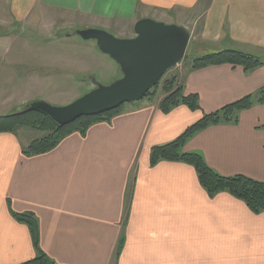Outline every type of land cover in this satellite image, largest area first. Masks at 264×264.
Here are the masks:
<instances>
[{
	"label": "crops",
	"instance_id": "0c3cea01",
	"mask_svg": "<svg viewBox=\"0 0 264 264\" xmlns=\"http://www.w3.org/2000/svg\"><path fill=\"white\" fill-rule=\"evenodd\" d=\"M45 18L120 39L133 38L135 24L152 19L185 27L187 50L195 38L205 52L241 51L264 63V0H0V28L33 30ZM9 36L0 33V57ZM194 59L174 76L185 95L197 94L199 111L178 106L163 114L158 105L164 94L157 91L152 99L127 104L109 123L93 124L84 137L71 134L32 157L21 153L29 143L20 139L23 130L0 133V264L35 255L27 226L11 217L8 204L14 213L34 215L40 247L56 264H264V212L253 214L228 193L210 198L190 165H149L151 148L176 139L203 113L264 86V65L250 72L230 65L192 71ZM26 64L0 62V117L19 113L28 100L64 106L80 97L74 84L77 73L85 72H77L74 63ZM24 66L33 70L14 71ZM55 76L64 86H55L60 91L54 98L31 88ZM69 80L72 86L65 87ZM238 118L237 124L198 133L183 152L200 153L220 176L264 183V105Z\"/></svg>",
	"mask_w": 264,
	"mask_h": 264
},
{
	"label": "trees",
	"instance_id": "16d2710c",
	"mask_svg": "<svg viewBox=\"0 0 264 264\" xmlns=\"http://www.w3.org/2000/svg\"><path fill=\"white\" fill-rule=\"evenodd\" d=\"M219 65L242 67L244 72H250L263 66L264 63L259 57L241 51L224 50L205 54L194 59L191 62L190 70L195 71ZM175 84V79L172 78L162 82L161 90L164 96L159 102V110L163 114H168L178 106H185L190 111H199L200 104L197 94L185 95L183 87ZM157 86L151 89L143 99L154 98ZM126 105L98 116L81 117L75 122L62 127L58 126L47 116L36 112L10 114L0 117V133L16 134L23 129L37 131L38 135L21 149V153L25 157L38 156L53 150L63 139L71 134L78 133L84 137L93 124L109 123L114 117L124 111ZM255 105H264V86L253 94L242 97L210 114L203 115L170 143L151 148L149 165L153 167L161 161L180 162L190 165L196 172L200 186L210 198L220 193H228L245 203L253 214L257 215L264 212V183L243 176H220L207 166L200 153L183 152L184 146L198 133L211 126L237 124L239 113L249 110ZM8 206L11 217L16 222L27 226L35 254L34 258L20 264H56L49 259L40 247L39 226L34 215L14 213L10 209V204ZM123 243L124 241L120 239L118 255Z\"/></svg>",
	"mask_w": 264,
	"mask_h": 264
},
{
	"label": "water",
	"instance_id": "95a60500",
	"mask_svg": "<svg viewBox=\"0 0 264 264\" xmlns=\"http://www.w3.org/2000/svg\"><path fill=\"white\" fill-rule=\"evenodd\" d=\"M133 38L120 39L101 29L70 32L83 41H93L98 51L119 68L120 77L109 85L93 81L94 88L64 106L42 100L28 103L19 113L36 112L58 126H66L81 117L98 116L124 104L141 101L162 77L183 58L190 38L183 26L141 19L134 26Z\"/></svg>",
	"mask_w": 264,
	"mask_h": 264
},
{
	"label": "rangeland",
	"instance_id": "374dc122",
	"mask_svg": "<svg viewBox=\"0 0 264 264\" xmlns=\"http://www.w3.org/2000/svg\"><path fill=\"white\" fill-rule=\"evenodd\" d=\"M65 22L67 21L60 22L58 20L53 21L51 18H45L44 20L40 21L39 27L33 30L29 28H21L20 25L17 26L14 24H11L6 28H0V33L6 32V35L10 34L6 46L7 51L5 52L4 56L0 57V62L1 60L10 62L22 60L24 63H27L26 65H29L30 62H42L46 63V65L56 64L61 66L63 63L70 61L71 63L75 64L77 72L83 71L85 72V75H88L86 77L87 84H82L81 82L86 79L84 78L85 75L81 72L77 73L76 84H74V87L76 89V93L80 94V97L90 92L94 88L93 81L100 83L101 85H109L114 80L118 79L120 77L119 76L117 78V76L119 75L118 66H116L108 58V56L101 54L96 48L95 50H92L90 43H93V45H95L94 42H82L81 39L77 36H74L73 38H66L65 36L68 32L90 28L71 26ZM53 23H55V27L52 26ZM196 29L197 24L195 23L194 32H196ZM195 40L196 39L194 38V42L191 43L188 50L186 48L187 51H185L182 60L176 66L167 71V73L162 77L160 84L156 88V91H158V95L162 92V82L168 81V79L170 78L175 79V85L180 86L178 80L174 75H180L182 72L187 70L190 57H193V55H195L196 59L200 56L211 53V51L205 52V45H202L201 41ZM25 70H33V68H25L24 66L22 68L14 69V71L16 72ZM42 71L46 72L50 71V69H42ZM89 76H92V79H90ZM50 82L51 79L47 80L46 82L36 83L32 85L31 88L36 89L38 96L50 98L53 97L54 93L60 91L55 88L57 84H60L56 79V76L52 77V82ZM72 84V81L69 80L67 83H65V87L72 86ZM88 84H90L92 88L89 89V91H85V88L90 87V85ZM60 85L64 86V84ZM30 102H32V100H28V103ZM46 102L48 103V101ZM49 104L53 105V103ZM207 114L210 113H203V115ZM37 135V131L23 129L20 134V139L22 140V142H25L27 138V141L29 142Z\"/></svg>",
	"mask_w": 264,
	"mask_h": 264
},
{
	"label": "flooded vegetation",
	"instance_id": "af4514ba",
	"mask_svg": "<svg viewBox=\"0 0 264 264\" xmlns=\"http://www.w3.org/2000/svg\"><path fill=\"white\" fill-rule=\"evenodd\" d=\"M75 31H77V30H75ZM75 31H74V32H75ZM69 33H70V32H68L66 35H68ZM66 35H65V36H66ZM74 36H76V35H73L72 37H74Z\"/></svg>",
	"mask_w": 264,
	"mask_h": 264
}]
</instances>
